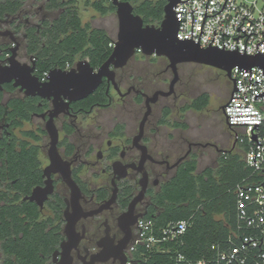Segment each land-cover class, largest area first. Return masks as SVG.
Listing matches in <instances>:
<instances>
[{"label":"flooded vegetation","instance_id":"af4514ba","mask_svg":"<svg viewBox=\"0 0 264 264\" xmlns=\"http://www.w3.org/2000/svg\"><path fill=\"white\" fill-rule=\"evenodd\" d=\"M5 1L0 0V3ZM80 1L84 0H78V4ZM115 7L114 11L108 13H115L118 18L117 6ZM78 9L82 23L84 25L89 24L90 30L92 28L104 29L112 38L109 46L114 48L118 41L119 25H117L115 36H112L104 27L84 22L80 7ZM62 10L63 8L53 7L52 0H25L20 8H15L12 11L0 8V67L9 66L11 61H16L24 69L25 74L35 77L39 84V89L34 93H27V88H23L22 85H15V79L3 83L2 87H0V93L2 94L1 103L7 107L3 122L0 124V138H5L7 141L4 164L7 171L15 167L9 157V149L11 147L20 151L23 148L25 150L33 148L36 152L33 157L31 154L29 156L25 155L24 167L27 170L35 169L42 174L43 179L41 183L33 186L29 194L21 199L38 205L44 217H47L52 215L49 204L53 202L54 197L60 195L64 198V238L54 250L47 264H66L67 259H71V264H121L119 257H115V246L125 235V231L120 225V217L127 211L134 196L139 193L143 171L149 177V185L144 200L137 204L135 213H143L144 216L142 217H145L148 213L149 204L147 195L151 188L158 187L163 180L171 179L186 158L193 153L197 155L193 151L195 147L201 148L202 146H207V144L217 147L212 142L203 144L199 141L187 140L188 149L174 155L171 152L172 147L170 145L166 144V142L164 144L160 142L159 131L162 126L170 125L174 130L186 128L183 126L184 122H172L170 120L172 110L167 106L164 107L160 118L154 122L152 119L154 106L161 99H172L177 102L186 98V94L180 91V87L183 85L180 71L179 79L174 86L173 92L169 95H160L158 100L152 103L151 113L144 124L143 135L137 144L135 143V137L140 133L141 122L147 111V95H153L157 90L170 91L174 73L169 67L168 58L163 56H148L137 52L122 67H116L112 64L110 69L115 73L114 80H110L108 76H102L100 83L88 95L77 99L71 98L69 94L61 93L56 95L60 92V89L66 92L69 89L64 84H61L60 88L59 86H47L54 69L68 72L76 68L80 61L88 60L94 73H98L101 66L109 58L99 65H94L90 57L78 55L73 61H67L63 65L54 64V61H52L53 56L41 55L42 50L48 47L47 35L54 26V20L58 18ZM94 10L102 15L108 14ZM157 59L166 60V65L161 75L166 76L165 74L169 73L172 74V77L171 79L164 78L163 81L168 83L167 86L150 92L147 89V85L155 79L150 67L155 64ZM145 63L148 68L142 72L138 65ZM180 64L178 65V70ZM223 74L225 75L226 73ZM203 93L201 92L193 97L190 102ZM230 94L231 91L228 97ZM131 98L135 105L144 110L141 118L139 120L137 118L133 125H130L128 119L123 118V106ZM190 102L180 106L178 109L180 117L188 111L185 107ZM16 107H18L19 112L13 115ZM57 107L59 112L54 114ZM111 109H117L118 116L115 117L112 126H107L106 112ZM164 119L168 123H162ZM50 121H53L58 132V154L64 162L70 163L73 178L82 190L81 204L85 211L99 208L113 195L115 189L113 180H115L118 187L116 200L111 206L103 209L98 214L82 217L77 222L76 230L82 236L80 241L68 256L58 253L56 260H54V253L57 250H62L61 244L67 239L64 232L66 224L65 209L67 207L65 199L71 196L70 187L64 181L60 170L51 171L54 190L48 195L43 207L27 198L36 187L45 186V181L48 179L45 175V170L51 164L52 136L48 130ZM16 123L17 125H15ZM138 145L145 146L148 154L143 171L137 169L143 154L142 149ZM187 153L188 155L175 165ZM116 161H121L122 165L126 166L125 177L118 178V175L115 177L114 163ZM75 175H77L79 180L76 179ZM102 176L105 179L102 182H97ZM135 179L138 180V187L133 192L130 191L129 187ZM104 188L107 189L108 196L99 199V192ZM127 198L130 200L124 207L123 202ZM136 223L131 226L132 236L135 232ZM103 239L105 241H102ZM100 242L105 243L106 247L109 248L108 252H103L104 246L100 245ZM108 253L111 254L109 257H107ZM1 256L0 251V258Z\"/></svg>","mask_w":264,"mask_h":264},{"label":"trees","instance_id":"16d2710c","mask_svg":"<svg viewBox=\"0 0 264 264\" xmlns=\"http://www.w3.org/2000/svg\"><path fill=\"white\" fill-rule=\"evenodd\" d=\"M25 0H6L0 3L4 10L20 8ZM87 5L105 14L115 10L111 0H84ZM132 3L134 13L140 15L145 24H161L167 0H124ZM52 6L63 8L54 20V26L47 35L48 47L42 56H53L54 64L73 61L78 55L91 58L92 64L99 65L112 53L109 43L112 38L104 29L83 24L78 0H52ZM0 7V8H1ZM0 124L7 107L1 103ZM210 103V95L204 92L188 103L186 110L201 111ZM18 107L13 115L18 113ZM162 123H168L166 119ZM17 125V123L15 124ZM186 127V124L183 125ZM7 141L0 138V264H47L64 238V198L56 195L49 206L52 215L44 217L33 202L21 198L31 192L34 185L42 182V174L35 169H25V155L35 150L11 147L9 157L15 167L7 171L4 164ZM245 149L220 150L215 165L199 170L196 154L186 158L169 180L161 181L151 188L147 195L148 213L145 218L153 219L158 227L172 221L190 219L191 226L183 234L184 244L178 248L200 258L210 255L211 244L224 241L236 224L235 186L244 178H255L244 160ZM23 166V167H22ZM76 179L79 180L77 175ZM138 180L131 182L130 191L135 192ZM108 196L107 189H101L99 199ZM127 198L123 205L128 204ZM222 215L223 218H218ZM159 261H169V254L159 256ZM156 259V261H157Z\"/></svg>","mask_w":264,"mask_h":264},{"label":"built area","instance_id":"2783aa9c","mask_svg":"<svg viewBox=\"0 0 264 264\" xmlns=\"http://www.w3.org/2000/svg\"><path fill=\"white\" fill-rule=\"evenodd\" d=\"M174 9L185 19L180 20L179 39L191 38L203 48L238 45L243 53L264 54V0H181ZM232 78L223 114L255 176L235 186V227L224 241L211 244L212 254L195 258L178 248L190 219L158 227L153 219L139 218L125 249L126 264H264V69L254 66L248 72L235 66ZM167 254L169 261L157 259Z\"/></svg>","mask_w":264,"mask_h":264},{"label":"water","instance_id":"95a60500","mask_svg":"<svg viewBox=\"0 0 264 264\" xmlns=\"http://www.w3.org/2000/svg\"><path fill=\"white\" fill-rule=\"evenodd\" d=\"M180 1L181 0H167V3L164 6V18L161 21V24L156 26L154 24H145L144 19L140 15L134 13V7L131 2L112 0L113 4L117 6L119 20L118 41L116 42L109 58L101 66L99 72L94 73L89 61L82 60L78 63L76 68H73L68 72L62 71L61 69H54L47 86H59L60 88L61 84H64L68 87L69 93L60 89V92L56 95L63 93L66 95L69 94L73 99L82 98L91 93L97 87L102 76H108L110 80H114L115 73L110 69V66L112 64L116 67L124 66L129 59L138 52V49H141L142 53L148 56H163L168 58L169 67L174 73V78L170 84V91L166 92L164 90H157L153 95H147V111L141 122L140 133L135 137V143L137 144L143 135L144 124L151 113L152 103H155L160 95H169L173 92L174 86L179 79L178 65L180 63L194 62L213 66L225 72L226 76L231 81L233 79L232 69L235 66H239L241 70L248 72H251V69L254 66H259L264 69V54H262V51L249 55L238 51V45L237 49H222L219 48V46L209 44L206 48H203L198 41L191 38L186 37L179 39L177 33L180 29V20L185 19L177 17L174 8ZM12 79L16 80L15 85H22L23 88H27V93H34L39 89V84L37 83L36 78L26 75L24 69L16 61H11L9 66L0 67V87H2L3 83L9 82ZM250 84L253 83L250 82ZM224 107L225 105L222 106V111L224 110ZM58 112L59 108L57 107L54 114H57ZM48 130L52 136V146L50 149L51 164L45 170V175L48 179L45 181V186L36 187L33 190V193L27 198L35 201L43 207L48 195L54 190L51 171L60 170L64 181L70 187L71 196L70 198L65 199L67 207L65 209L66 224L64 232L67 239L61 244L62 250H57L54 253V260H56L58 253L66 254L68 256L71 250L80 241L82 236L79 235V232L76 230L77 222L82 217L85 218L98 214L103 209L111 206L116 200L118 187L115 180H113L115 185L113 195L99 208L85 211L81 204L82 190L73 178L70 163L64 162L58 154V132L53 121L48 123ZM138 146L142 149L143 154L137 169L143 171L144 163L148 154L145 146ZM187 155L188 153L180 158L175 165ZM114 171L115 177L117 175L118 178L126 176V166H123L121 161H116L114 163ZM140 185L141 189L139 193L134 196L127 211H125L120 217V225L125 231V235L115 246V257H119L121 264H126L127 261L125 249L132 238L131 226L134 225L140 217L144 216L143 213H135L136 206L144 200L149 185V177L144 171L143 176L140 179ZM102 241L105 240L103 239ZM100 245L104 246L103 252L109 251V248L106 247L104 242H100ZM109 255L111 254L108 253L107 257H109ZM66 262V264H71V259H67Z\"/></svg>","mask_w":264,"mask_h":264},{"label":"rangeland","instance_id":"374dc122","mask_svg":"<svg viewBox=\"0 0 264 264\" xmlns=\"http://www.w3.org/2000/svg\"><path fill=\"white\" fill-rule=\"evenodd\" d=\"M81 15L84 22H90L93 25L104 27L108 32L115 36L117 25H119L117 15L115 13H108L106 15L99 14L85 1L79 2ZM133 65V64H132ZM166 65L165 59L155 60V64L150 67L154 74V80L150 81L147 89L152 92L157 88H164L168 83H164V78L171 79L172 74L161 75ZM140 71L144 72L148 67L147 64H140ZM149 70V69H148ZM182 76L183 85L180 91L186 94V98L174 102L172 99L164 100L154 106V114L152 115L153 122L160 118L163 114L164 107H170L172 115L170 120L184 122L186 128L174 130L170 125H164L160 128L159 139L161 143L170 145L171 152L174 155L180 154L188 149V141H199L203 144L212 142L216 144L212 146L195 147L193 151L199 157V170L208 166L215 165L220 157V150L231 149L234 144L233 131L227 125L222 106L228 99V94L232 90V82L224 75L222 70L210 65L199 64L194 62H184L180 64L179 68ZM201 92H207L210 95L209 105L201 111L190 109L185 115L180 117L178 109L181 105L190 102L193 97ZM126 105V106H125ZM123 106V118L128 119L130 125L135 124L137 118H141L142 110L139 106L134 104L132 98L128 100ZM107 126H112L114 119L118 116L117 109H111L107 112ZM241 146V145H240ZM105 177H100L97 182H102Z\"/></svg>","mask_w":264,"mask_h":264},{"label":"crops","instance_id":"0c3cea01","mask_svg":"<svg viewBox=\"0 0 264 264\" xmlns=\"http://www.w3.org/2000/svg\"><path fill=\"white\" fill-rule=\"evenodd\" d=\"M235 141V140H234ZM230 149V148H229ZM229 149H223V150H229ZM231 149H235V150H239V149H245V147L244 146H240L239 144H237L236 142H234V144H233V146H232V148ZM244 160H245V154H244ZM218 218H223V216L222 215H218L217 216ZM233 230V227L231 228V231Z\"/></svg>","mask_w":264,"mask_h":264}]
</instances>
